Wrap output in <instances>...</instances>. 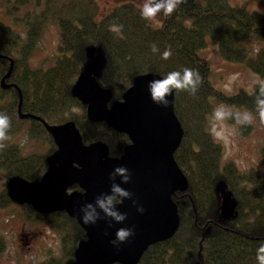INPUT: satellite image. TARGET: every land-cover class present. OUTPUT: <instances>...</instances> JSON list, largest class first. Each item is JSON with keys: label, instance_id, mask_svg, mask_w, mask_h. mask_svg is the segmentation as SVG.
<instances>
[{"label": "trees", "instance_id": "16d2710c", "mask_svg": "<svg viewBox=\"0 0 264 264\" xmlns=\"http://www.w3.org/2000/svg\"><path fill=\"white\" fill-rule=\"evenodd\" d=\"M5 2V15L10 22L0 21V76L7 72L12 60L7 79L18 87L0 94L5 96L0 112L11 118L8 133L28 120L19 118L16 111L20 93V111L48 124L71 120L84 144L100 139L107 144L109 154L119 156L128 137L104 121L89 120L86 106L72 92L77 76L89 60L90 49L104 55V66L96 79L100 86L111 90V100L120 99L139 74L157 73L161 78L185 67L200 72L202 83L196 95L173 91L174 114L183 130L173 156L188 183L185 191H176L171 197L177 206L179 227L167 240L149 245L136 264H188L191 260L195 264H258L256 248L264 243V178L255 168L241 172L232 162L220 164L222 146L212 138L207 122L213 110L212 101L246 108L256 120H261L249 91L238 89L225 95L208 81L209 64L199 51L209 37L222 59L240 62L264 78V46L252 55L247 48L249 40L264 41V13L232 5L228 0H184L170 16H163L156 28L141 17L140 7L132 1L116 4L102 16H98L95 0ZM50 20L59 32L55 58L45 69L34 68L29 58L43 25ZM113 27L120 31H112ZM153 44L159 49L156 53L151 51ZM169 48L172 55L162 59V53ZM73 107L82 113H72ZM29 121L30 135L45 138L49 148L44 154L24 156L16 144L4 143L6 147L0 149V170L6 180L12 176L38 179L46 168L45 157L55 149L43 124L35 118ZM241 129L251 128L247 125ZM4 184L0 207L11 202ZM220 186L234 200L235 213L228 219L218 216ZM19 205L26 217L45 216L49 225L63 234L64 243L68 244L67 256L73 257L76 243L85 238L73 218L64 211L39 213L28 205Z\"/></svg>", "mask_w": 264, "mask_h": 264}, {"label": "water", "instance_id": "95a60500", "mask_svg": "<svg viewBox=\"0 0 264 264\" xmlns=\"http://www.w3.org/2000/svg\"><path fill=\"white\" fill-rule=\"evenodd\" d=\"M89 55L75 80L73 95L86 105L89 120L104 121L113 130L125 133L130 143L118 158L110 157L107 144L100 139L84 144L73 121L49 125L39 118L56 149L47 157V167L40 178L31 181L12 176L4 184L5 190L9 199L30 204L36 212L64 211L74 218L85 233L72 254L76 264H136L149 245L167 240L179 227L177 206L171 197L176 191H185L188 185L173 156L183 130L174 114L173 93L167 107L150 98L147 83L160 78L157 73L136 75L121 99L111 102V90L100 86L96 79L104 66V55L94 49ZM11 68L12 60L0 79L2 89L8 87L3 79ZM21 100L19 93L18 116L34 117L20 111ZM118 165L129 170L127 183L119 175L109 179V173ZM112 183L131 193L115 205L126 218L116 222L100 212L94 224H85L81 209L108 192ZM73 185L79 190H70ZM218 195V216L231 218L235 213L232 196L223 186ZM120 228L132 229V235L123 242L116 240Z\"/></svg>", "mask_w": 264, "mask_h": 264}, {"label": "rangeland", "instance_id": "374dc122", "mask_svg": "<svg viewBox=\"0 0 264 264\" xmlns=\"http://www.w3.org/2000/svg\"><path fill=\"white\" fill-rule=\"evenodd\" d=\"M5 1L0 0V21L10 22V19L5 15ZM95 1L98 5V16H102L112 6L122 2L132 1L139 7L144 2V0ZM228 2L232 5H242L249 10H258L264 13V0H228ZM21 15L22 12H20ZM162 18L163 16L158 14L154 20L148 21L157 28ZM58 35L57 25L52 20L43 25L29 58V64L32 67L45 69L53 64L56 45L59 41ZM247 46L249 54L252 55L264 46V41L249 40ZM199 54L208 61V81L218 91L225 95H231L238 89L249 91V86L256 75L240 62L222 59L216 43L211 41L209 37L206 46L200 49ZM3 90L0 89V94ZM4 99L5 96L0 95V105L3 104ZM212 103L213 109L221 104L214 101ZM226 106L243 110V108L234 105ZM71 111L78 115L82 113L81 109L76 107L71 108ZM211 113L208 114V125ZM225 124L234 130L232 135H229L227 131L224 139H215L211 135L216 143L222 146L220 164L232 162L241 172L255 168L257 173L259 172L264 178V124L256 120L255 117L253 123L249 125L251 129L248 131H242L241 128L244 126L236 125L234 120H227ZM29 130L30 123L26 120L22 121L17 130L7 134L8 139L3 143L16 144L24 156L47 152L50 143L43 137L31 136ZM3 175V171L0 170V192L3 187L2 184L6 183ZM219 188L217 189L218 194ZM9 200L11 202L6 207H0V264H49L50 261L52 264H76L73 257L67 256L69 253L68 244L64 243L63 234L51 227L45 216L42 219L36 218L33 214L26 217L24 209L19 205L24 203L18 204L11 199ZM188 264H195V260H191Z\"/></svg>", "mask_w": 264, "mask_h": 264}, {"label": "clouds", "instance_id": "9594fccd", "mask_svg": "<svg viewBox=\"0 0 264 264\" xmlns=\"http://www.w3.org/2000/svg\"><path fill=\"white\" fill-rule=\"evenodd\" d=\"M184 3V0H144L140 6V15L146 20H154L157 15L164 17L170 16L178 5ZM112 31L119 32V27H113ZM151 51L156 53L158 47L153 44ZM172 55L171 49H166L161 58L167 60ZM235 79V77H233ZM202 83L200 72L195 68H183L182 71H170L161 78L148 81L147 88L153 103L167 107L169 105V97L174 90L186 91L191 95H196L199 86ZM249 94L253 95L255 102V111L261 122H264V78L256 76L249 86ZM234 120L236 125L247 126L254 121V116L248 109H233L224 104L217 105L209 120V132L215 139H224L225 132L232 135L234 130L226 126L225 121ZM11 127V118L3 112H0V149L6 147L3 143L8 139V130ZM118 154H110V156ZM116 175L122 178L123 183H127L130 179L129 170L122 166H116L111 173L109 179H113ZM131 193L122 188L119 184L112 183L109 191L99 194L94 203H88L83 206L81 217L85 224L95 223L100 218V212L106 216L113 218L116 222H122L126 218V214L121 213L115 205L123 199H127ZM132 235V229L120 228L116 232V240L125 241ZM256 260L258 264H264V243H260L256 248Z\"/></svg>", "mask_w": 264, "mask_h": 264}, {"label": "flooded vegetation", "instance_id": "af4514ba", "mask_svg": "<svg viewBox=\"0 0 264 264\" xmlns=\"http://www.w3.org/2000/svg\"><path fill=\"white\" fill-rule=\"evenodd\" d=\"M3 75H4V74H2L1 77H2ZM7 78H8V76H7L5 79H3V80L5 81V83L8 84V87H6L5 90H8V89H9V90H10V89H12V90H17L18 87H17L13 82H11L10 80H8ZM24 113H27V112H24ZM28 114H29V113H28ZM33 118H35V120H38L39 122H41V121L39 120V118L36 117V116H34V117H33V116H32V117H26L25 119H28L27 121L30 123L29 120H30V119H33ZM40 119H41V118H40ZM122 133H123V132H122ZM124 134H125V133H124ZM125 135H126V134H125ZM50 136H51V135H50ZM126 136H127V135H126ZM127 137H128V136H127ZM51 138H52V140H53V137H52V136H51ZM52 140H51V141H52ZM129 143H130V139L128 138V143H127V144H129ZM53 144H54L55 149H56V145H55L54 141H53ZM127 144H126V145H127ZM126 145H125V146H126ZM55 149H54V150H55ZM54 150H52V152H50L49 154H47V156L45 157V160H46V161H45V162H46V167H47V157H48L49 155H51V154L54 152ZM122 152H123V147H122ZM121 154H122V153H121ZM109 155H110V154H109ZM110 157H111V156H110ZM114 157H115V156H114ZM45 170H46V168H45ZM41 175H42V174H41ZM39 178H40V177H39ZM74 186H75V185H74ZM28 206H29V205H28Z\"/></svg>", "mask_w": 264, "mask_h": 264}]
</instances>
